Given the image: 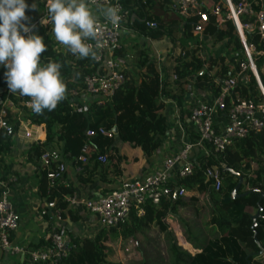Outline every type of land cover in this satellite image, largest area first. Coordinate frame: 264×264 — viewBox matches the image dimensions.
<instances>
[{"label": "trees", "instance_id": "1", "mask_svg": "<svg viewBox=\"0 0 264 264\" xmlns=\"http://www.w3.org/2000/svg\"><path fill=\"white\" fill-rule=\"evenodd\" d=\"M47 1L26 0L30 6L34 2L37 6L35 10H26V14L31 18V24L43 15L47 8ZM121 1L128 11L134 10L135 7L139 8L141 10L140 19L154 17L160 21L156 29H149L144 21L141 22L136 19L137 31L150 37L167 33L171 39L177 40L181 37L178 33L181 27L184 37L178 40L181 41L182 48L186 43L184 42L185 39L192 37V25L198 18L195 16L182 19L179 14L170 10L173 5L171 0ZM206 1H211L212 5L221 4V0ZM231 1L233 3H253L252 0ZM253 6L255 11L259 9L257 6ZM148 9L155 11V16L150 17ZM204 10L208 12L207 21L204 23V33L212 37V42L218 45L229 44L234 51L240 49L241 45L231 22L226 21L224 26H219L210 10L207 8ZM241 18L242 20L252 19L248 15H241ZM47 30L48 26L40 27L37 33L44 38L47 45V51L42 54L41 66L50 61L63 65L60 71L67 87L66 99L60 102L56 109L44 110L43 114H38L35 117L23 110L20 111L21 114L16 112L18 114L11 118L9 111L7 122L11 125L13 133L8 134L4 129H0V154L10 147L11 141L20 129L22 122L30 119L31 124L40 125L43 139H35L32 142L27 151V160L32 162L39 171L37 196L44 206L42 208L43 216L47 221L49 220V204L53 203L57 208L68 209L66 215H69L70 219L76 220L79 219L78 211L66 202V197L73 193V189L66 186L63 179H56L53 183L49 182L47 179L48 169H55L59 161L52 162L49 167L42 164L40 157L45 151H57L61 153L63 158L67 155L69 157L67 159L75 160L85 144L94 143L97 150L91 149L89 151L87 160L81 164L82 170L76 173L77 180L82 183L91 182L92 173L96 171L100 173L101 178V173L106 174L109 163L115 167L113 175V179H115L119 174V168L113 165L115 138L95 136L88 139L85 135L87 128L103 127L110 130L116 126L118 130L117 139L138 147L144 156H150L160 147L162 136L167 131V120L163 111L165 105L161 96L176 94L178 97L172 96L171 98L180 101L182 95L188 91L189 85L195 84L198 89H207L213 94L218 93L219 86L214 85L204 74H200L202 59L197 54V48L189 49L185 57L178 56L175 58L176 64L173 67V74L176 75L177 79L173 81V89L171 90L166 88L167 82L161 80L156 64L143 57V52L138 51L140 55L137 59V65L140 68L138 77L134 78L124 70L125 81L107 105L101 107L92 103L86 112L78 111L81 104L73 92H76L78 96L82 92L85 93L83 83L85 77L96 72L103 73V66L91 58L79 59L67 49L64 52L54 49L48 42ZM250 38L257 43L258 49H264V45L258 44L255 40L256 37L251 36ZM114 52L123 58L120 49H114ZM224 61L223 56L209 59L210 67L214 66L216 75L220 79L227 77L228 74L233 75L230 66ZM261 65H264V55L258 57L256 61L258 72ZM6 71L7 69L2 65L0 68V87L8 86L4 76ZM186 78H190L194 84L189 83L190 79ZM259 78L264 86V76L260 72ZM232 97L233 99L260 100L261 95L257 83L251 74L249 81L239 82L236 85ZM8 98L15 105H18L19 101L30 97L10 92ZM229 106L230 101L227 100V107ZM107 151L109 153L107 162L102 164L97 160L98 153ZM62 157L61 162L64 161ZM220 163L228 165L243 176L244 181L240 187V193L252 189H259L264 192V129L258 132H250L243 138L234 139L220 153L211 152L208 155L198 157L194 161L193 170L190 174L175 175L174 183H172L174 187L178 186L187 192L198 191L206 195L211 209L210 219L206 223L208 226L206 234L210 236L200 237L202 234H199V231L195 232L199 235L189 239L198 251L193 255L181 250L174 240L171 241L169 264H264V251L262 254H252L259 250L254 242L251 229V216L258 208L259 195L251 192L242 197L233 198L231 191L237 182V178L228 172H223ZM207 167H217L221 170L222 184L219 190H215L211 182L207 180L205 174ZM190 200H194V198L190 197ZM184 204L181 197L174 199L171 195L167 199H162L158 204L146 203L143 206L142 214H138L137 207H132L129 219L119 227L101 228L92 238L70 236L74 246L66 257L57 261L31 264H120L107 260V256L112 252L110 242L116 241L118 238L123 240L132 238L136 234H144L150 230L151 226L165 230L163 220L169 213L177 216L179 208ZM259 206L262 209L256 219L255 229L257 238L264 249V199L260 200ZM59 216L63 218L65 214L59 211ZM185 230L191 231L188 223H185ZM23 264L28 263L24 260Z\"/></svg>", "mask_w": 264, "mask_h": 264}, {"label": "built area", "instance_id": "2", "mask_svg": "<svg viewBox=\"0 0 264 264\" xmlns=\"http://www.w3.org/2000/svg\"><path fill=\"white\" fill-rule=\"evenodd\" d=\"M103 6L118 5L120 8V21L116 25L107 22L103 16L98 18L100 38L102 47L99 50V63L102 64L103 73L96 72L84 79V91L91 99L86 105L78 108V111L87 110L92 103L97 106H105L109 103L125 81L123 66L112 58L114 49L120 47V33L122 27L125 26V20L129 16L128 10L125 8L121 0H98ZM95 6V5H93ZM204 4L201 0H178L172 5V9L179 14L182 19L196 16L198 19L192 25V33L196 37V46L201 47V39L207 34L204 33L205 22L208 18V12L204 10ZM219 26H222L226 21H230L234 27L235 33L240 42V55L237 63V72L233 75L220 79L216 75L214 66L211 68L209 64L210 57L204 54H197L202 59V68L200 72L219 86L217 94H213V102L207 103L199 95V91L190 80L188 97H189V113L187 117V131L192 135L193 140L184 144L176 153L165 158L160 169L146 175L142 180L130 181L123 180L118 188L112 189L101 194L97 198H84L74 193L66 197L67 204L74 208L86 211L97 217L101 223L100 229H110L119 227L129 219L132 207L138 208V214L143 213V206L150 202L158 204L162 199H167L174 193L177 197H183L186 191L178 186H173L174 183L171 176L174 174L185 176L192 172L194 161L189 157L193 148H197L203 154L220 153L229 146L234 139L243 138L250 132H258L264 129V86L257 74L256 61L258 57L264 55V49H258L257 43L250 37H256L258 44L264 45V9L255 11L250 2H236L231 0L221 1V4H214L210 9ZM241 15H248L251 20H242ZM50 18L46 8L43 15L38 18L34 25L33 32L37 34L40 27L49 26ZM145 25L149 29H156L158 23L149 19H144ZM250 35V36H249ZM89 43L95 44V41L90 40ZM189 49L182 48L179 50L178 56L185 57ZM97 61V60H96ZM251 74L258 86L261 98L258 101L253 99H233V90L236 85L241 82L249 81ZM175 74L172 75V80H176ZM7 97L0 106V129H4L8 134L13 133V129L7 122L8 113L14 109L15 112L23 111L31 116H37L30 106V99H23L15 105L8 98L10 91L8 86H5ZM210 91V90H209ZM211 92V91H210ZM73 94L79 99L76 92ZM227 100L230 101V106L227 107ZM81 104V103H80ZM221 116L225 121L222 124L217 123L216 117ZM2 125H6L2 126ZM35 127L42 134L40 125L31 124L29 121L21 123V127H26L24 135L28 139H35L30 127ZM28 127V128H27ZM85 135L88 139L95 136L113 138V133L103 127L87 128ZM96 151L97 147L94 143L88 142L85 144L80 154L74 160L76 171L82 170L81 164L88 158L90 150ZM61 153L57 151H45L40 161L45 166L49 167L52 162H58L56 168L48 169L47 179L50 183L54 180H61L67 168V163L70 161L67 155L61 160ZM107 155L99 153L97 160L100 163L107 162ZM223 163H220V167ZM175 169V170H174ZM206 178L211 182L215 190H219L222 184L221 170L217 167H207ZM58 219H62L57 214ZM20 215L12 207L9 201V191L4 187L0 191V250H7L13 254H19L28 264L35 262L57 261L66 257L74 244L69 236L59 230L57 224L49 227V236L46 243L42 246H22L11 242L12 234L20 225ZM51 225V224H50Z\"/></svg>", "mask_w": 264, "mask_h": 264}, {"label": "crops", "instance_id": "3", "mask_svg": "<svg viewBox=\"0 0 264 264\" xmlns=\"http://www.w3.org/2000/svg\"><path fill=\"white\" fill-rule=\"evenodd\" d=\"M177 1L178 0H171L173 4ZM201 1L203 2L204 7L208 10H210L213 6L211 1ZM252 1L253 3L251 4L257 6L259 9H264V0ZM92 10L98 18L102 16L96 6H92ZM170 10L175 13L172 7ZM147 11L148 14L150 13V17L155 16V11H149V9ZM128 12L129 16L125 20V26L121 29L120 47L118 48L121 50L123 58L119 57L115 52L112 53V58L116 59L123 66L125 71L132 77L137 78L140 71V68L137 65V59H139L140 56L138 51L143 52V57H146L149 61L156 64L161 80L167 82L166 88L168 90L173 89L172 87L174 82L172 80V75L173 67L176 64L175 58L178 57L179 50L182 49L181 41L178 39L184 37L182 36V28H179L178 33H180L181 37L177 40L171 39L167 33L150 37L137 31L135 20L139 19L143 22L145 19H140L139 17L141 10L135 7L134 10ZM148 19L156 21L157 23L160 22L159 19L157 20L154 17ZM222 26H224V24ZM47 37L49 44L54 49L61 52L65 51L66 47L56 41L55 36L52 33V23H49ZM184 42H186L184 48H197L198 54L202 53L206 57L215 58L223 56L225 58L224 62L230 66L231 72L233 74L237 72V63L239 61V56H241L240 49L234 51L232 50V46L229 44H215L212 42V37L210 35H206L203 39H201L202 44L200 48L196 46V37L193 33L192 37L185 39ZM1 67L2 65H0V68ZM259 72L264 76V65H261ZM259 72L257 70L258 76ZM197 90L203 100L207 103L213 102L214 95L212 92L207 89L200 90L197 88ZM175 92L179 93L177 90H175ZM188 94L189 91L183 94L180 101L178 99L171 98L172 96L178 97L176 94H166L161 96L165 105L163 111L167 120V131L165 135L162 136L160 147L155 150L152 155L144 156L138 147H134L129 143L122 142L121 140L115 138L113 165L119 168V174L115 179H113L115 167L109 163L106 174L101 173V178L100 173L96 171L92 173L91 182L82 183L76 178L77 171L74 160H70L67 163V168L64 173V184L71 187L73 189V193L80 197L97 198L103 193L118 188L123 180L139 181L146 177V175L160 169L165 158L169 157L173 153H176L184 144H188L193 140L192 135L187 131V117L190 108ZM6 97V88L3 87V89H0V106ZM89 97L90 96L88 94L82 92L80 97L81 105H86L88 100H90ZM17 114L14 109L10 110L11 118L13 115ZM215 119L219 124H222L225 121L221 118V116H217ZM25 128L26 127H22L18 130L17 134L11 141L10 147L0 154V191L4 187H7L9 191V201L21 217L20 225L12 234L11 242L22 246H42L46 243L49 236V227L53 226V224H57L59 230L69 237L80 236L92 238L100 229L101 223L97 217L86 211L76 209L79 213V219L73 220L70 219L69 215H66L68 209L57 208L53 205V203H51L49 204V220L47 221L46 218H44L42 209L44 206L37 196L39 171L32 162L27 160V151L30 145L33 141H35V139L42 140L43 134H40L38 129L32 126L30 129L33 137L36 138L28 139L24 135ZM104 153L108 157V151ZM202 155L205 154L198 151L197 148H193L189 157L195 161ZM173 176L174 174L171 176V179L174 181ZM102 178L105 180L103 181ZM189 193H192L191 196L194 200L185 199L187 198L186 191V194L181 197L185 204L179 208L177 216L169 213L163 220L166 227L165 231L173 233L177 232L180 227L178 224H180L179 222L181 221V218H179L178 215L182 216L181 211L184 207L191 208L193 211L197 210L198 207L191 206L189 203H195L197 198H199V192L192 191ZM203 195L205 194L203 193ZM173 197L174 199L178 198L174 195ZM59 211H62L65 214L62 219L57 218ZM151 228L156 229L152 226ZM192 247L194 253L198 252L196 248H194V245ZM23 261L24 259L19 254L10 253L7 250H0V264H23Z\"/></svg>", "mask_w": 264, "mask_h": 264}, {"label": "clouds", "instance_id": "4", "mask_svg": "<svg viewBox=\"0 0 264 264\" xmlns=\"http://www.w3.org/2000/svg\"><path fill=\"white\" fill-rule=\"evenodd\" d=\"M93 5L107 22L118 24L119 6L105 7L98 0H48L46 7L56 41L79 59L98 61L102 41ZM35 9V2L30 6L26 0H0V65L7 69L4 76L9 91L30 97L31 110L43 114L66 99L67 87L61 63L50 61L41 66L47 45L42 36L34 34L35 26L26 14V10Z\"/></svg>", "mask_w": 264, "mask_h": 264}, {"label": "rangeland", "instance_id": "5", "mask_svg": "<svg viewBox=\"0 0 264 264\" xmlns=\"http://www.w3.org/2000/svg\"><path fill=\"white\" fill-rule=\"evenodd\" d=\"M28 120L30 121V119ZM191 195L192 193L187 192V198L185 199H190ZM205 197L203 193L199 192V198L195 203H189L191 206L198 207L195 211L184 207L181 211L182 216L178 215L181 221L178 224L180 227L176 233L154 227L156 229L150 228L143 235L139 234L123 240L118 238L116 241L110 242L112 252L107 256V260L120 264H144V262L145 264H169L171 259L169 247L170 242L173 240L181 250L193 255L192 246L194 244H190L189 239H193V236L199 234H202L200 237L210 236L206 234L208 227L206 223L210 219L211 209ZM185 223L190 225V232L185 230ZM196 231H199V234H196Z\"/></svg>", "mask_w": 264, "mask_h": 264}, {"label": "water", "instance_id": "6", "mask_svg": "<svg viewBox=\"0 0 264 264\" xmlns=\"http://www.w3.org/2000/svg\"><path fill=\"white\" fill-rule=\"evenodd\" d=\"M222 1H224V0H222ZM200 74H203V72H200ZM0 89H3V87H0ZM111 131H112L114 137L118 136V130H117L116 126H113L111 128ZM221 168H222L223 172H228L229 174H232V175L236 176V178H237V182H236L235 186L233 187V189L231 191V195H232L233 198H239V197H242V196H244V195H246L248 193H251V192L258 193V195H259V201L257 203L258 204V208L255 211V213L251 216V219H252L251 229L253 231V239H254V242L256 243L257 247L259 248V250L257 252H255V253H252V254H262L264 249H263L262 245L260 244V242H259V240L257 238V233H256L255 227L257 225L256 219L259 217L260 211L262 209L261 206H259V202H260L261 199H264V192L259 190V189H252V190H248V191H245L243 193H240L239 190H240V187L242 186L243 181H244L243 176L240 173L234 171L231 167H229L228 165H226L224 163L221 165ZM174 196L177 197V193L176 192L174 193ZM252 254H250V255H252Z\"/></svg>", "mask_w": 264, "mask_h": 264}]
</instances>
